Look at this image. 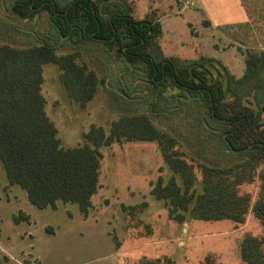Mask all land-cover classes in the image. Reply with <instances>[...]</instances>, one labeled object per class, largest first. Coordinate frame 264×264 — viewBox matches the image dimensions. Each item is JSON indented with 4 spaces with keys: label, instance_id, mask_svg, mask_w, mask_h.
Masks as SVG:
<instances>
[{
    "label": "rangeland",
    "instance_id": "374dc122",
    "mask_svg": "<svg viewBox=\"0 0 264 264\" xmlns=\"http://www.w3.org/2000/svg\"><path fill=\"white\" fill-rule=\"evenodd\" d=\"M3 1L8 7L10 0ZM126 1L133 18L149 15L163 27L159 43L166 57H212L238 80L248 53L264 51V0H211L217 3L208 7V15L199 8L201 0H194L191 6H184L182 0ZM3 6L0 1V42L25 46L35 43L41 34H51L45 13L28 21L7 15ZM253 6L259 10L249 23L246 21L252 14L247 12ZM206 16L211 25H205ZM57 49L56 54L82 52L81 60L104 82L98 84L89 101L80 104L67 95L59 80L60 68L54 63L42 65L44 111L61 146L89 143L83 134L93 124L108 133L113 120L145 112L160 131L177 139V147L194 165L223 166L239 160H228V155H234L228 152L224 159L223 143L199 120V105L191 104L176 88H145L149 83L137 78L141 75L129 70L125 62L111 57L100 42L75 47L64 42ZM219 67V76L226 79L227 72ZM157 92L180 103L160 101L154 114L147 103L156 101ZM230 97L226 95L225 100ZM98 151L97 189L87 215L77 204L61 201L53 209L37 208L28 201L24 189L8 184L0 161V264H138L142 258L163 257L174 264H243L240 242L247 236H264L263 222L252 210L237 228L227 219L206 221L188 216L181 223L171 218L166 201L150 192L158 177L166 181L173 175L156 141L123 139L100 146ZM195 174L194 187L199 191L197 167ZM263 174L264 163L254 181L240 187L241 192L250 194L251 204L264 193ZM174 175L180 184V177ZM142 202L146 206L134 215L123 210Z\"/></svg>",
    "mask_w": 264,
    "mask_h": 264
},
{
    "label": "trees",
    "instance_id": "16d2710c",
    "mask_svg": "<svg viewBox=\"0 0 264 264\" xmlns=\"http://www.w3.org/2000/svg\"><path fill=\"white\" fill-rule=\"evenodd\" d=\"M0 1L12 18L30 21L45 13L51 29V34H41L29 45L0 42V161L8 184L24 189L31 204L53 209L57 201L75 203L87 215L97 189L98 148L123 139L156 141L173 175L166 181L158 177L150 192L166 201L171 218L181 223L188 216L206 221L227 219L237 228L252 210L264 225V193L251 204L250 194L240 191L254 181L264 163V51L248 53L242 77L234 80L212 57L182 60L163 55L160 23L149 15L133 18L126 0H10L8 7ZM91 41L102 43L111 57L141 75L137 78L149 83L145 88H176L191 104H198L200 122L223 143L224 159L228 152L234 154L228 160H239L223 166L194 165L177 147V139L160 131L145 112L113 120L108 133L93 124L83 134L89 143L61 146L44 111L42 65L56 64L69 98L84 104L103 79L81 60L79 50L56 54L55 49L59 43L75 47ZM218 67L227 72L226 79L219 76ZM226 95L231 97L225 100ZM156 96L155 103H147L154 114L158 102L173 99L158 92ZM196 167L201 176L199 191L194 187ZM174 174L180 177V184ZM262 182L264 185V177ZM145 206L142 202L123 210L134 215ZM239 253L243 264H264V236L245 237ZM138 264L174 262L168 257L142 258Z\"/></svg>",
    "mask_w": 264,
    "mask_h": 264
},
{
    "label": "crops",
    "instance_id": "0c3cea01",
    "mask_svg": "<svg viewBox=\"0 0 264 264\" xmlns=\"http://www.w3.org/2000/svg\"><path fill=\"white\" fill-rule=\"evenodd\" d=\"M218 1V0H217ZM217 1H211V0H205V2H203V0H201V1H199V3H198V5H199V8H200V10L204 13V14H206V15H208V13H210L209 11L210 10H208V7L209 6H211V5H214V3H217ZM259 7H257V9H256V7H252V8H250V11H248L247 12V14H249V13H251L252 14V16L251 17H249V20L248 21H246V22H251L250 21V18H252L253 17V15L256 13V12H258V9ZM261 9V8H260ZM222 10H220V12H221ZM220 12H218V13H220ZM215 13H217V12H215ZM205 22L207 23V24H205L206 26H208V25H211V21H210V19H209V17L208 16H206V18H205ZM162 32H164V30H163V27H162Z\"/></svg>",
    "mask_w": 264,
    "mask_h": 264
},
{
    "label": "built area",
    "instance_id": "2783aa9c",
    "mask_svg": "<svg viewBox=\"0 0 264 264\" xmlns=\"http://www.w3.org/2000/svg\"><path fill=\"white\" fill-rule=\"evenodd\" d=\"M184 6H191L194 3V0H182Z\"/></svg>",
    "mask_w": 264,
    "mask_h": 264
}]
</instances>
